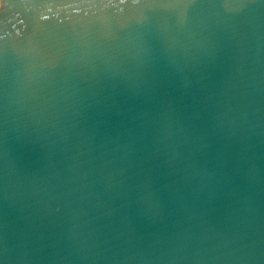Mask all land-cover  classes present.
<instances>
[{"label": "water", "instance_id": "water-1", "mask_svg": "<svg viewBox=\"0 0 264 264\" xmlns=\"http://www.w3.org/2000/svg\"><path fill=\"white\" fill-rule=\"evenodd\" d=\"M0 264H264V0H0Z\"/></svg>", "mask_w": 264, "mask_h": 264}]
</instances>
